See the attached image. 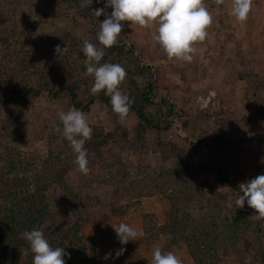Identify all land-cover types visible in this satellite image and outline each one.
<instances>
[{
    "label": "rangeland",
    "instance_id": "obj_1",
    "mask_svg": "<svg viewBox=\"0 0 264 264\" xmlns=\"http://www.w3.org/2000/svg\"><path fill=\"white\" fill-rule=\"evenodd\" d=\"M231 3L204 0L213 23L206 39L194 45L191 62L168 58L151 39L154 29L122 22L117 42L133 50L122 58L115 55V63L125 68L124 81L140 89L155 86L157 96L148 108L151 113H157L161 99L172 105V127L168 132L142 131L135 114L121 119L112 106L94 104L84 112L93 129L84 147L95 146L88 156L87 174L74 163L69 142L54 131L56 126L62 129L58 113L73 107L66 92L57 99L44 93L0 104V219L4 208L13 203L4 202V193L26 178L30 189L24 196L34 201H27L16 217L18 229H22L26 209L34 220L29 226L25 219V229L38 227L57 242L67 240L79 223L81 232L94 240L99 264H152L157 247L174 253L182 264H196L185 244H170L165 226L173 197L179 214L192 222L242 225L237 235L243 239L230 237L225 250L216 251L221 264H239L233 255H224L236 245L240 251L259 252L264 219H257L246 202L238 209L235 199L241 183L264 175V0H253L245 22L232 15ZM89 6L83 0H0L5 23L0 24V60L10 64L27 53V44L44 42L51 49L44 57L58 58L64 83L77 86L79 99L87 101L93 95L94 77L85 75V60L75 49L83 48L85 40L102 47L97 34L105 17H97L94 11L105 7V0H92ZM57 45L67 46V52L55 53ZM30 58L34 62L40 57ZM38 64L30 68L25 83L41 86L48 82L44 63ZM64 169L67 172L61 177ZM66 197H78L82 203L74 208ZM119 208L120 217L115 214ZM120 223L143 235L121 245L113 228ZM160 229L167 232L158 235ZM147 232L156 240L148 241L151 234ZM121 247L123 255L115 258ZM108 253L112 257L105 260ZM15 259L7 264H27L25 248Z\"/></svg>",
    "mask_w": 264,
    "mask_h": 264
},
{
    "label": "clouds",
    "instance_id": "obj_2",
    "mask_svg": "<svg viewBox=\"0 0 264 264\" xmlns=\"http://www.w3.org/2000/svg\"><path fill=\"white\" fill-rule=\"evenodd\" d=\"M85 5H91L92 0H83ZM253 0H232L231 13L239 22H245L252 10ZM106 8H111L109 13ZM97 17L104 16L97 34L99 45L85 40L83 53L86 57V76L94 77L91 91L93 94L102 90L110 97L114 113L121 119L128 116L132 101L129 95L120 89L126 79L127 72L119 63H101L105 56V49L112 48L118 41L122 29V22H130L141 27L154 29L151 39L158 44L168 58L184 62H191L196 51L194 47L198 42L206 39L207 29L213 23V17L204 4V0H105V7L94 11ZM54 52L63 55L67 46L61 48L57 45ZM62 123L54 131L69 142L75 154L74 163L78 170L87 174L88 151L85 142L92 137L93 129L88 123L87 116L81 110L72 107L58 113ZM240 195L235 199L238 209L245 206L254 209L257 219H264V175H259L239 185ZM121 245L134 241L143 235L126 223L113 227ZM29 243L33 253V264H66L71 254L64 247H53L45 237L43 231L33 229L22 233ZM125 249L121 247L115 251V258L123 255ZM112 253L105 255L108 260ZM152 264H182V260L172 252H163L157 247L153 253Z\"/></svg>",
    "mask_w": 264,
    "mask_h": 264
},
{
    "label": "trees",
    "instance_id": "obj_3",
    "mask_svg": "<svg viewBox=\"0 0 264 264\" xmlns=\"http://www.w3.org/2000/svg\"><path fill=\"white\" fill-rule=\"evenodd\" d=\"M86 7L91 9L89 5H86ZM2 14L4 15V13L0 12V24L5 25L2 20ZM47 47H49L48 44H45L44 42L40 44H27V53L25 55L22 54V57L17 56L15 61L12 60L10 64L0 60V104L8 105L17 100L38 98L43 96L44 93L54 99H57L63 92H66L70 98L72 106L82 112H89L90 108L96 103L112 106L110 103V97L105 95L104 91L93 94L87 101H81L79 99L78 87L64 83L63 71L58 58L56 57L55 61H52L48 57H44L43 54L46 55L51 52L50 47ZM132 50L133 49L126 50L124 45L117 42L112 48L104 50L105 56L103 57L101 63H115V55L122 58L127 54H132ZM75 51L79 58L83 60L86 59L83 53V48H77ZM32 55L33 57H37L39 55L40 58L37 61L32 62L31 58L29 59ZM49 57L54 56L49 55ZM38 61L44 63V70L48 72V82L41 86L25 83L24 80L26 74L29 73L30 68L37 67ZM18 78H22L20 83ZM120 88L123 92L129 95L132 101L129 114H135L139 121L138 128L140 130L168 132L171 129L172 123L170 121V117L174 114V110L172 105L167 100L161 99L157 103V113H151L148 110L157 96L156 89L153 84H149L143 89H140L134 82L123 81ZM93 147H95L94 144H88L85 147L88 151V156L91 149L93 150ZM66 172L67 170L64 169L60 176L63 177ZM219 177L222 176L219 175ZM27 181L28 179L26 178L17 180L15 184L13 183L10 185L11 187L8 188L7 193H4L2 197L5 203L9 202V200H12L13 203L4 208V216L0 219V264L14 262V260H16L15 258H18V255L20 256L21 254V247L25 248V258L27 264H33V253L30 250L29 243L25 239L20 238V235L26 230L24 226L25 219H27L29 226L31 219H33L32 214H30L31 210L29 211L26 209L25 211L27 213L22 215V217L25 216L22 223V229H18L17 221L15 220L22 210H24V207H26V202L29 201L28 203L31 204L34 201L32 197L24 196V194H27L30 189ZM17 194L24 197H16ZM66 198L69 200L68 203L70 206H73L74 208H77L78 204L82 203L76 200L78 197ZM172 202L171 213L168 218L170 221L167 222L168 224L165 226L170 231V233L168 232L171 237L170 244L176 245L179 242L185 244L189 254L194 259L196 264H221L216 257V251L220 248L225 250L224 247L230 237H237V240L243 239L241 236L237 235V230L239 227H242V225L239 227H237V225L221 227L213 222L208 223L202 221L195 223L192 222L191 218L186 217L185 214H179V209L177 207L178 202L174 197ZM30 204H28V208ZM121 211L122 210L120 208L116 209L115 214H118L117 216L120 217V215L123 214ZM237 223L238 225L240 224V222ZM37 228L38 227L32 228V230ZM80 228L81 225L78 223L76 228L69 232L68 238L65 241L59 240L57 242L52 236L47 235L46 233H44V235L48 239L51 246L57 247L59 244V246L61 245L65 248L66 252L71 254L70 259L65 258L66 264H99L96 258L94 240H92L90 236L83 234ZM164 230H166V228ZM164 230L160 229L158 235L165 234L167 231ZM260 232L263 234L264 228H261ZM149 233L150 232H147V234ZM261 238L262 241L260 240L259 252L256 251V249H245L244 251H240L237 248L239 245H236L232 251H224V255H233L239 264H264V239L263 237ZM154 239V235L151 234V237L147 240L153 241ZM20 241L23 242V245L14 247V244ZM67 243L70 244L66 245ZM88 243H92V245ZM89 246L91 247L90 249ZM9 248H14V250H10ZM108 264L115 263L111 261ZM137 264L143 263L138 262Z\"/></svg>",
    "mask_w": 264,
    "mask_h": 264
}]
</instances>
